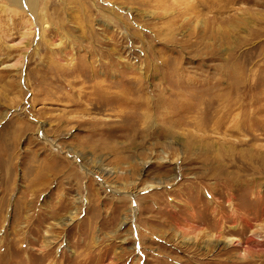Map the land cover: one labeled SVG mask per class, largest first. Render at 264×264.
Wrapping results in <instances>:
<instances>
[{"label":"rangeland","instance_id":"obj_1","mask_svg":"<svg viewBox=\"0 0 264 264\" xmlns=\"http://www.w3.org/2000/svg\"><path fill=\"white\" fill-rule=\"evenodd\" d=\"M0 264H264V0H0Z\"/></svg>","mask_w":264,"mask_h":264},{"label":"bare ground","instance_id":"obj_2","mask_svg":"<svg viewBox=\"0 0 264 264\" xmlns=\"http://www.w3.org/2000/svg\"><path fill=\"white\" fill-rule=\"evenodd\" d=\"M14 1L17 2V3H19V4H21V5H22V2H24V0H14ZM34 1L35 0H28L30 9L34 8Z\"/></svg>","mask_w":264,"mask_h":264}]
</instances>
